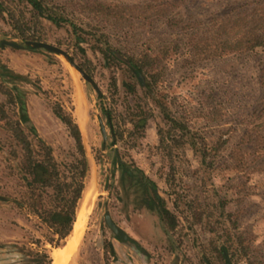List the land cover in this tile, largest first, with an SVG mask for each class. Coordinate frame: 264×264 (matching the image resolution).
<instances>
[{"label":"rangeland","instance_id":"374dc122","mask_svg":"<svg viewBox=\"0 0 264 264\" xmlns=\"http://www.w3.org/2000/svg\"><path fill=\"white\" fill-rule=\"evenodd\" d=\"M92 1L150 0H41L43 15L25 0H0V42L19 44L0 47L5 111L0 117V264H37L35 256L42 253L52 259L69 239L52 246L50 229L31 210V178H22V149L7 125L18 118L21 101L62 171L76 153L54 104L70 113L81 131L88 164L78 202L84 222L66 264H224L222 246L230 264H264V166H231L243 130L264 118H257L264 106V48L194 60L186 42L191 33H203L212 16L236 14L264 0H180L171 15L182 22L173 27L165 19L119 26L84 7ZM47 14L63 20L55 24ZM186 23L193 27L182 28ZM28 39L65 50L89 71L100 94L61 55L25 46ZM106 49L123 59L156 56L144 71L159 76L155 81L144 76L146 85H139ZM105 111L121 134L114 144ZM144 117V127L135 126ZM99 120L107 134L104 143ZM23 128L38 150L37 139ZM116 154L130 176L121 174ZM243 157L252 158L249 152ZM144 176L156 184L170 216L162 218L147 206L151 191ZM38 191L47 205L46 193ZM105 212L131 242L115 237Z\"/></svg>","mask_w":264,"mask_h":264},{"label":"trees","instance_id":"16d2710c","mask_svg":"<svg viewBox=\"0 0 264 264\" xmlns=\"http://www.w3.org/2000/svg\"><path fill=\"white\" fill-rule=\"evenodd\" d=\"M40 15L46 8L41 0H25ZM180 0H150L131 5L120 3H106L102 1H92L84 5L98 16L111 17L115 24L124 26L127 22L135 19L152 20L165 19L168 26H178L182 21L171 15L173 10L179 5ZM51 22L58 24L63 19L57 18L51 14L45 15ZM192 23H186L182 28H192ZM190 55L194 60L211 59L227 54L252 51L257 48H264V3L256 4L250 9L240 11L236 14L224 13L214 15L210 18L207 29L201 34H190L186 40ZM106 54L117 61H123L131 76L135 77L138 84L145 86L144 76L152 78L154 81L159 76V72L146 73L144 65L150 61L156 60V56L151 57L144 53L140 56L128 55L125 59L106 49ZM90 75L89 71L83 68ZM260 79L264 80V66L261 68ZM20 120L28 123L29 117L24 111L23 105L20 106ZM53 112L61 120L68 130L70 137L74 141L75 156L71 162L65 164V170L59 168L55 161L51 148L45 144L36 134L33 125H30L31 132L38 139L40 151L32 148L27 136L20 127L13 129L14 137L19 141L23 150L24 159L22 161V170L25 174L31 176L28 181L32 190L31 210L51 231L52 237L49 243L57 247L61 240L65 239L73 227L76 218V210L79 199L84 188V179L88 169L87 159L82 143L80 129L71 116L61 105L54 104ZM110 122V113L105 111ZM264 116V106L261 108L257 118ZM146 117L135 122V126L143 128L146 123ZM115 138L121 134L114 131ZM235 154L232 168L239 170L244 168L248 162L253 164L252 170H262L261 158L264 155V118L258 123L247 126L234 148ZM39 152L41 157H38ZM249 152L252 158L250 161L244 159V153ZM237 153V154H236ZM244 166V167H243ZM122 173L131 175L129 169L122 164ZM139 172L142 173L141 170ZM25 178V177H24ZM144 185L151 191L148 197L147 205L150 208H157L160 217L170 216V211L164 205L162 197L156 190V184L144 176ZM38 189L44 190L48 197V204L42 203V194ZM231 215V213H228ZM243 234H238L237 238H243ZM56 238V239H54ZM226 248H220V254L225 259L224 264H230V260L225 257ZM37 264H52L48 253H42L35 256Z\"/></svg>","mask_w":264,"mask_h":264},{"label":"water","instance_id":"95a60500","mask_svg":"<svg viewBox=\"0 0 264 264\" xmlns=\"http://www.w3.org/2000/svg\"><path fill=\"white\" fill-rule=\"evenodd\" d=\"M4 43L13 46V47H19L18 43H14V42H6V41H1V45H3ZM25 46H29L31 48H42L45 49L49 52L55 53V54H59L61 55L73 68H75L80 75L82 76V78L89 82L93 88L96 90V92L98 94H100L99 88L97 87L96 83L94 82V80L90 77V75L88 73H86L74 60L73 58L62 48L52 45L51 43H47V42H43V41H35V40H26L24 42ZM100 122V128H101V134H102V138L103 140L106 139V132H105V128L103 126V124ZM111 127V126H109ZM104 220L105 223L107 224V226L111 229V231L114 233L115 236H117L121 241L123 242H131V237L125 233V231H123V229H121L116 223H114V221L111 219L110 215L108 212L104 213Z\"/></svg>","mask_w":264,"mask_h":264},{"label":"flooded vegetation","instance_id":"af4514ba","mask_svg":"<svg viewBox=\"0 0 264 264\" xmlns=\"http://www.w3.org/2000/svg\"><path fill=\"white\" fill-rule=\"evenodd\" d=\"M28 40H31V39H28ZM26 41V40H25ZM35 41H40V40H35ZM44 42V41H43ZM5 46H10V45H8V44H6V43H4L3 45H1V42H0V47L1 48H3V47H5ZM10 47H13V46H10ZM29 47V46H28ZM14 48H17V47H14ZM19 48V47H18ZM31 48V47H30ZM42 49V48H41ZM74 60V59H73ZM80 66V65H79ZM81 67V66H80ZM82 68V67H81ZM9 99H11L10 101H12L13 99H12V97L11 96H9ZM21 105H23L22 104V101H21V103H20ZM20 105V106H21ZM3 105L2 104H0V117L1 118H4L5 117V111H4V108L2 107ZM20 106H19V109H20ZM24 108V107H23ZM63 108V107H62ZM24 111H25V113L27 114V116L29 117V115H28V113H27V111L24 109ZM52 111H53V107H52ZM20 113H21V110H20ZM20 113H19V116H18V118L16 119V120H14V121H12V122H9V124H7L8 126H9V130L11 131V134H12V136H13V138L15 139V141H17V143L20 145V147H21V144L19 143V141L14 137V135H13V129L15 128V127H20V129H22V131L24 132V134L27 136V138H28V140H29V142L31 143V141H30V139H29V135L24 131V128H23V124H25L26 125V127H27V129L29 130V132L35 137V135L31 132V128H30V125H33L32 123H31V120H30V118H29V121L30 122H28V123H25V122H22L21 120H20ZM54 113V112H53ZM55 114V113H54ZM56 116V115H55ZM72 116V115H71ZM57 117V116H56ZM73 117V116H72ZM58 118V117H57ZM106 118H107V116H106ZM59 119V118H58ZM74 119V118H73ZM60 120V119H59ZM75 120V119H74ZM61 121V120H60ZM107 121H108V123H109V126H111L110 127V133H111V136H112V142H113V144L115 143V136H114V132H113V129H112V125H111V122H109V118H107ZM76 122V121H75ZM62 123V122H61ZM77 123V122H76ZM63 124V123H62ZM64 125V124H63ZM78 125V124H77ZM34 126V125H33ZM65 126V125H64ZM35 128V127H34ZM67 129V128H66ZM68 131V130H67ZM35 132H36V134H37V131H36V129H35ZM81 132V131H80ZM106 132V131H105ZM102 135V134H101ZM37 136H38V134H37ZM39 137V136H38ZM36 138V137H35ZM40 138V137H39ZM106 138H107V134H106ZM37 139V138H36ZM41 139V138H40ZM42 140V139H41ZM37 141H38V139H37ZM43 141V140H42ZM106 141V139L105 140H103V138H102V142L104 143ZM44 142V141H43ZM45 143V142H44ZM46 144V143H45ZM37 145H38V143H37ZM48 145V144H47ZM31 146H32V143H31ZM49 146V145H48ZM50 147V146H49ZM33 148V147H32ZM51 148V147H50ZM21 149H22V147H21ZM35 151H40L39 150V146H38V150H35ZM52 151V150H51ZM22 154H23V150H22ZM53 155V154H52ZM39 157V156H38ZM116 160H117V164L119 165V167H120V171H121V174L122 175H126V174H123L122 173V164L125 166V167H127L126 166V164L125 163H123L121 160H119L118 159V155L116 154ZM23 159H24V156H23ZM22 162V161H21ZM128 168V167H127ZM129 169V168H128ZM88 170V169H87ZM129 171H130V169H129ZM139 171V170H138ZM87 173V172H86ZM130 173H131V171H130ZM141 173V172H140ZM27 176H29L28 174H25V173H23V175H22V178L23 179H25V180H27ZM25 177V178H24ZM86 177V176H85ZM30 178H31V176H30ZM28 181H30L29 179L27 180V186L29 187V184H28ZM84 181H85V179H84ZM30 188V187H29ZM30 190H31V188H30ZM39 190V189H38ZM37 190V191H38ZM83 190H84V188H83ZM31 193H32V190H31ZM82 193H83V191H82ZM158 193V192H157ZM159 195V194H158ZM82 196V195H81ZM160 196V195H159ZM80 200V199H79ZM79 202V201H78ZM148 206V205H147ZM77 207H78V204H77ZM149 207V206H148ZM150 208V207H149ZM167 208V207H166ZM155 209V208H154ZM168 209V208H167ZM34 213V212H33ZM76 214H77V210H76ZM110 215V214H109ZM111 217V216H110ZM112 219V218H111ZM113 220V219H112ZM105 221V220H104ZM114 223H116V222H114ZM74 224V223H73ZM73 228V227H72ZM124 231V230H123ZM71 233V232H70ZM126 233V232H125ZM69 236V235H68ZM67 236V237H68ZM116 238H118L117 236H115ZM119 239V238H118ZM52 260V259H51Z\"/></svg>","mask_w":264,"mask_h":264},{"label":"bare ground","instance_id":"6f19581e","mask_svg":"<svg viewBox=\"0 0 264 264\" xmlns=\"http://www.w3.org/2000/svg\"><path fill=\"white\" fill-rule=\"evenodd\" d=\"M83 218H84V210H83V204H81L77 207V214L71 233L68 236L69 239L64 245V247L58 252V254L56 253L53 256L52 264H66L70 254L72 253V251L74 250L77 244V239L79 237L81 227L84 222Z\"/></svg>","mask_w":264,"mask_h":264}]
</instances>
